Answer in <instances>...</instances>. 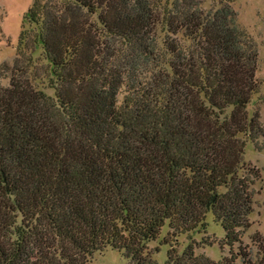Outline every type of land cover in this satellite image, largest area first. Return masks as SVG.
Returning a JSON list of instances; mask_svg holds the SVG:
<instances>
[{"label":"trees","instance_id":"16d2710c","mask_svg":"<svg viewBox=\"0 0 264 264\" xmlns=\"http://www.w3.org/2000/svg\"><path fill=\"white\" fill-rule=\"evenodd\" d=\"M235 1H35L0 86V264H89L107 249L158 264L164 227L206 230L210 213L228 255L171 247L166 264H264V236L243 241L262 182L245 161L264 139L248 113L259 51ZM39 49L53 96L36 85Z\"/></svg>","mask_w":264,"mask_h":264},{"label":"rangeland","instance_id":"374dc122","mask_svg":"<svg viewBox=\"0 0 264 264\" xmlns=\"http://www.w3.org/2000/svg\"><path fill=\"white\" fill-rule=\"evenodd\" d=\"M36 0H0V86L8 87L10 84L11 67L17 58V51L20 47V38L24 31L31 33L35 29L28 19V14ZM173 3L175 0H160ZM204 7L208 10L217 6L216 0H204ZM239 15V24L244 28L250 37L257 44L259 51V64L257 78L262 83L259 93L255 94L249 104L248 113L253 116L260 112L261 121L264 126V0H236L232 5ZM35 60L36 74L39 78L37 87L49 96L54 92L49 89V82L43 73V66L46 64L42 58V51L39 49L33 56ZM123 101V96L119 98ZM245 161L258 169L262 176L256 189V205L250 220L252 228L247 232L243 241L252 245L251 237L260 233L264 236V139L259 140L255 145L248 142L245 150ZM208 227L206 230H198L181 236H174L167 226L162 229L159 239L149 245V250L154 254L158 264H166L168 252L173 247L182 254L189 245L195 247L196 255H205L215 262H219L223 256L228 255V249L222 246L225 232L222 226L215 222L214 216L210 213L207 217ZM165 241L170 244L165 245ZM89 264H129L124 253L107 249L94 256Z\"/></svg>","mask_w":264,"mask_h":264}]
</instances>
